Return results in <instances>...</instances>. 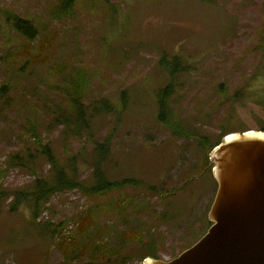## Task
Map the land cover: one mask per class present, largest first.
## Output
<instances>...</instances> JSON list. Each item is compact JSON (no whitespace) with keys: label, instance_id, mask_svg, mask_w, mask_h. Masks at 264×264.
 <instances>
[{"label":"rangeland","instance_id":"1","mask_svg":"<svg viewBox=\"0 0 264 264\" xmlns=\"http://www.w3.org/2000/svg\"><path fill=\"white\" fill-rule=\"evenodd\" d=\"M59 1L0 0V264L169 260L210 225L217 184L206 155L221 131L264 123V56L252 50L264 0H77L57 17ZM9 12L39 34L16 32ZM162 55L181 57L187 71L160 116ZM98 98L106 105L90 107ZM35 137L82 184L51 191L36 217L27 204L12 211L10 195L23 189L29 199L37 176L58 168ZM95 172L137 183L91 192Z\"/></svg>","mask_w":264,"mask_h":264},{"label":"water","instance_id":"2","mask_svg":"<svg viewBox=\"0 0 264 264\" xmlns=\"http://www.w3.org/2000/svg\"><path fill=\"white\" fill-rule=\"evenodd\" d=\"M208 158L217 188L207 230L175 257L141 264H264V131L229 132Z\"/></svg>","mask_w":264,"mask_h":264},{"label":"trees","instance_id":"3","mask_svg":"<svg viewBox=\"0 0 264 264\" xmlns=\"http://www.w3.org/2000/svg\"><path fill=\"white\" fill-rule=\"evenodd\" d=\"M76 1L77 0H60L59 4L57 6V9H56V16L59 17L61 15H64L65 10H63V9H67L69 7H72ZM106 1H110V0H106ZM6 21L16 32L20 33L22 36H25L26 38L32 39L36 35L39 34V29L36 27L34 22H32L30 19L24 18V17H22L16 13L9 12L7 14ZM257 42L258 43L254 44V47L252 48V50L254 52H261L262 56H264V28L262 29L261 33L259 34ZM159 63L161 65H163L162 67L165 69L166 75H167L166 83L163 86L158 87V89L156 91L158 112L160 113V116H161V112L164 111L169 97L172 95L173 90L177 87V82H175L177 77L180 74L185 73L187 71V66L184 63L183 59L179 56H172L169 58V57H167V55L166 56L162 55L159 59ZM262 66H263V62H262ZM262 68H264V67H262ZM5 90H6L5 85L0 86V92L4 93ZM243 93H244L243 89L239 88L238 91L235 92L234 96L236 97V99L238 98V100H241L243 98ZM124 97L125 96H122L120 99V102H118L114 106L117 107L120 103L125 104L126 99ZM69 101H70V108L72 109V111L76 115V118H80V116L82 114V110H83V102L78 97L70 98ZM105 105H106V103L104 102V99L98 98L95 101L91 102V104L89 106L94 107V109H101ZM63 114L65 116V120H64L63 124H65V123L70 124V121L68 119L69 118L68 115L65 113H63ZM238 129L232 130V129L227 128V129L222 130L220 140H221L222 136H224L225 134H227L229 132L244 131V130H248V129H252V128H243L242 126H240ZM257 130L264 131V123H263V125H261V128L257 129ZM220 140L217 142V144L220 142ZM33 143H35V145L39 149L40 148L41 149L46 148L45 145H41L42 144L41 139H39L37 137H35L33 139ZM215 145L216 144H213V147ZM213 147H211V149ZM43 151L48 156V160L51 163L50 168L53 166H56V164L58 165V168L54 169L53 172L48 176H37L36 180L33 182V185L29 187L30 189H32L31 197L29 199L24 194L23 189L12 190L10 193V195H12V197H13V204H12L13 207L11 209L12 211L18 210L19 207L23 204H27L31 211L34 210V217H36L38 215V212H39L41 206H43L45 204V202H46L45 199H47V197L49 196L51 191L53 192L55 190H58L62 186L69 188V189L70 188H72V189L78 188L80 186L82 187L81 182L78 179H76V172H75L74 167L69 168L68 166L63 165L61 162L54 160V157L50 154L51 153L50 150L46 151L43 149ZM19 155H20L19 151L16 153H12L8 156V159H17V158H19ZM206 156L208 158V154ZM34 157H35L34 153L30 150L29 159L34 161ZM17 160H19V159H17ZM102 162H103V159L101 156H99L97 158L96 166H100L102 164ZM21 165H25V164L21 163ZM210 166H211V164L209 162V168H210ZM28 169H29V167H28ZM34 170H36V167L34 168ZM210 170H211V168H210ZM35 172L38 173L37 171H35ZM95 175H96V183L92 185V187L90 189L91 192L102 191V193H103L104 191L110 190V189H112L116 186H119V185H129L128 182H131V181H133L132 185L137 183L132 178L128 179V180H126L124 178V179H118L115 181H107L104 178L103 173L95 172ZM34 217L32 216V218H34ZM80 219H82V218H80ZM57 227H58V225H57ZM56 228L54 230H56ZM43 230L49 238L56 235L54 230L50 231L49 228L45 227V229H43ZM135 232H137V231H135ZM131 234L132 233H128V236H130ZM58 239H59V237H58ZM102 240L103 239L101 238L100 242ZM85 241L90 243L92 240L90 239V237H87ZM145 256H148V254ZM149 256H152V255H149ZM144 257H142L141 260ZM152 257L157 258L155 256H152Z\"/></svg>","mask_w":264,"mask_h":264}]
</instances>
